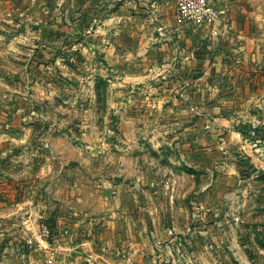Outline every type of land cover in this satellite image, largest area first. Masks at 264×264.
<instances>
[{
    "label": "crops",
    "instance_id": "0c3cea01",
    "mask_svg": "<svg viewBox=\"0 0 264 264\" xmlns=\"http://www.w3.org/2000/svg\"><path fill=\"white\" fill-rule=\"evenodd\" d=\"M211 1L218 11L226 9V13H218L216 20L206 27L196 26L190 20L178 22L176 0L19 1L33 4L44 12L42 15V11L36 15L30 13L36 23L33 31L31 27L26 29L37 44L32 64L48 69L47 62L52 60L58 64L63 59L62 53L86 49V67L98 71L97 75L86 78L93 84L86 113L91 111L93 103L101 104L95 86L109 83L114 87V100L120 101L111 106L115 115L124 116L131 111L136 117L149 118L147 124L143 123L145 127L131 125L138 134H146L129 140L125 151L108 153L100 149V142L93 141L85 148H98L97 154L84 150L77 153L74 142L68 138L71 129L60 134L62 125L54 126L55 129L52 126L43 132L47 133L43 139L45 134L27 122L31 114L26 108L11 111L9 103L15 95L34 96V86L29 87L38 85L41 79L38 74L26 71V78L20 76L28 90L26 93L24 90L9 93L11 86L3 85L0 226L6 227L10 236L11 226H17L15 240L24 246L27 244L24 248L27 250L18 252L20 259H35L38 250L32 252L33 247L47 245L44 247L47 255H40L35 264H195L192 261L199 255L195 250L198 249L197 235H203L199 231L210 224L199 215L201 206L193 204L210 187L208 183L205 187L203 184V179L209 176L197 170L203 167V159L213 161L222 141L218 139L220 133L224 131L227 137H236L230 129V120L218 118V105L210 106L211 112L206 114L211 117L209 130L190 111L189 105H195L196 111L204 115L196 100L203 92V83L197 81L203 80L209 53L203 50L201 41L210 38L231 55L241 52L244 56L250 52L254 40L253 48L264 53V44L260 41L264 36L261 15L254 17L249 12H237L243 0ZM255 26L257 36L252 40L250 28ZM76 55L74 60L83 54ZM218 56L221 58L213 63V72L223 74L222 81L245 83L242 79L245 72L235 79L230 75H234L235 67L244 68L247 63ZM176 58L178 62L173 66ZM106 71L112 74L105 75ZM193 81L195 86L188 88ZM124 99L132 104L123 107ZM214 110L216 118L211 115ZM33 116H38L37 112ZM45 148L63 165L59 173L50 171V179L57 182L62 180L60 176L70 177L67 169L64 173L62 170L73 161L79 162L86 166L85 190L75 183L66 191L53 189L51 184L43 191L34 185L41 186L47 174L43 176L40 171L31 174L27 164L32 157L41 156ZM186 166L193 167L195 172H187ZM28 174L36 178L33 184L12 187L17 181L27 180ZM44 195L55 197L58 201L55 206H60L54 210L55 224L48 222L42 212L46 209L41 205ZM12 197L20 199L14 201ZM12 215L17 219L13 225ZM9 254L6 252L3 258Z\"/></svg>",
    "mask_w": 264,
    "mask_h": 264
},
{
    "label": "rangeland",
    "instance_id": "374dc122",
    "mask_svg": "<svg viewBox=\"0 0 264 264\" xmlns=\"http://www.w3.org/2000/svg\"><path fill=\"white\" fill-rule=\"evenodd\" d=\"M19 1L0 0V93L6 85L11 86L9 93L22 90L26 93L28 90L25 89L20 76L26 78L27 72L38 74L41 79L38 85L28 86L30 89L34 86V96L15 95L13 97L9 103L11 111L26 108L31 114L27 117V122L38 129L41 134L49 131L52 126L55 129L54 126L57 125H62L59 130L60 134L63 130L71 129L68 132L70 136L68 138L74 142L76 146L74 150L77 153H82L84 150L97 154L98 148H85L93 141L100 142V149L108 153H113V150L115 152L125 151L129 140L137 135L145 137L146 133L138 134L131 125L140 124L145 127L143 123L147 124L149 118L146 115L136 117L131 111L124 116L115 115L111 106L113 103L118 105L120 101L114 100V87L109 83L98 85L99 87L95 86V90H99L101 104L93 103L91 111L85 112L93 90V84L88 83L86 78L98 74V71L93 72L86 67V60H84L87 56L86 49L81 47V51L78 49L75 52L66 50L67 52L62 53L63 59L58 64L52 60H49L47 64L44 63L47 68L49 67L48 69H41L35 63L32 64L35 58L34 47L37 44L28 34L29 29L27 28H33V23H36L30 13L36 15L42 10L38 11L35 5ZM243 1L244 4L237 12H249L254 17L261 15L264 19V0ZM40 13L42 15L44 12ZM218 13H226V9L219 10ZM209 25L211 24H196L202 27ZM261 29L264 32V28ZM30 30L33 31L34 28ZM256 30V26L254 29L250 28L252 40L257 36ZM260 41L261 45L262 42L264 44V36ZM253 43L256 42L252 41L250 52L243 56L241 52L231 55L229 51L222 50L219 46L218 48L213 40L210 41V38L209 40L204 38L201 41L203 50L209 53V57L205 58L207 66H204L202 72L203 80L197 81V83H203V86L201 85L203 92L196 100L204 115L196 111L195 105L194 107L189 105L190 111L196 119H202V123L205 122L206 129L209 130L212 124L211 117L206 114L211 112L210 106L215 108L213 105H218L219 113H215L214 110L212 117L216 118L217 114L220 120L222 118L230 120V129L236 137L232 138L231 135L227 137L228 133L224 131L223 134L220 133L218 139L223 142L220 141L213 161L203 159L201 162L203 167L197 170V173L209 176L207 180L203 179V184L205 187L208 183L210 187L204 190L193 204L194 207L201 206L203 210L199 215L205 217L202 220L206 219L210 224L205 229L201 228L204 231H199L203 235H197L198 249L195 250L199 251V255L196 254L197 257L192 261L195 264H264V53L254 49ZM209 44L212 45L210 51L208 50ZM81 53L83 54L81 58L74 60L77 57L76 54ZM207 53L203 55L206 56ZM218 54L223 55L224 60L228 58L235 62L245 61L247 63L244 68L235 67L234 75H230L235 79L242 71L245 72L246 76L242 78L245 83L222 81L223 74L213 72L211 69L213 63L221 58ZM177 62L176 58L173 66H176ZM111 74L110 71L105 73V75ZM218 76L222 77L215 81ZM187 86L188 88L195 86L194 81L193 84L190 83ZM187 101L189 103V99ZM121 104L127 107L132 103L129 99H124ZM144 105L143 107L146 108L147 103L144 102ZM97 107H100V110H97ZM34 112H37L38 116H33ZM17 124L18 121L15 125ZM43 134H45L43 135L45 139L47 133ZM114 146L118 148L115 149ZM15 150L17 155L18 150ZM27 151L29 153L30 149ZM62 166L60 161L53 159V154L50 151L48 153L47 148L41 152V156L32 157L27 164V167L31 168L28 169L31 174L38 173V171L42 172L43 176L47 174L41 186L34 183L43 191H46L50 184L53 189L57 187L61 191H66L69 186H74V183L81 190H85L86 166L79 162L73 161L66 165L65 170H62L64 173L67 169L71 173L70 177L64 179L60 176L59 179L62 180L57 179V182L55 179H50V171L59 173ZM17 170L18 168L15 171ZM185 170L190 173L195 172L193 167L186 166ZM72 175L73 179L70 180ZM32 177L28 174L27 180L17 181L12 187L15 185L21 188L28 187L36 179ZM37 182L40 183L39 180ZM17 198L12 197L14 201H17ZM42 198L41 205L46 207L42 212L45 213L48 222L55 224L57 214L54 210L58 206H55L58 201H55V197L52 196L44 195ZM10 219L12 225L17 223L14 215ZM6 229L0 226V264H35L40 260V255L41 257L47 255L44 248L47 245H40V248L36 246L32 249V252L38 250L39 256L37 255L35 259H20L18 252L27 250L24 249L27 244L24 246L15 240L17 226L14 228L11 226V236ZM46 250L50 249L47 247ZM6 252L10 254L4 259Z\"/></svg>",
    "mask_w": 264,
    "mask_h": 264
},
{
    "label": "built area",
    "instance_id": "2783aa9c",
    "mask_svg": "<svg viewBox=\"0 0 264 264\" xmlns=\"http://www.w3.org/2000/svg\"><path fill=\"white\" fill-rule=\"evenodd\" d=\"M178 22L190 20L196 24H211L216 20L218 11L211 0H176ZM160 32H163L160 29Z\"/></svg>",
    "mask_w": 264,
    "mask_h": 264
}]
</instances>
